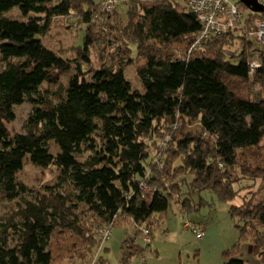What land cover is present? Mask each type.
<instances>
[{"label": "trees", "instance_id": "1", "mask_svg": "<svg viewBox=\"0 0 264 264\" xmlns=\"http://www.w3.org/2000/svg\"><path fill=\"white\" fill-rule=\"evenodd\" d=\"M121 2L123 12L116 4L105 16L102 0H0V195L20 200L0 221V264H86L106 228L133 224L140 233L143 226L150 237L170 200L194 209L180 199L183 185L229 202L234 182L245 178L253 187L264 179V43L254 51L245 38L264 14L248 15L242 27L181 60L173 50H185L200 31L187 0ZM14 8L21 21L6 15ZM55 18L84 32L71 60L42 43ZM105 26L118 28L108 40ZM253 58L260 66L249 76ZM129 65L143 92L125 78ZM54 74L68 76L65 86L44 88ZM24 103L32 106L26 132L13 133L14 107ZM190 119L200 134L182 133ZM26 164L56 183L24 196L18 176ZM141 184L152 192L150 204ZM229 213L239 219L238 241L224 264L245 263L244 242L264 264V196ZM142 251L128 237L118 264ZM103 262L97 255L94 264Z\"/></svg>", "mask_w": 264, "mask_h": 264}, {"label": "rangeland", "instance_id": "2", "mask_svg": "<svg viewBox=\"0 0 264 264\" xmlns=\"http://www.w3.org/2000/svg\"><path fill=\"white\" fill-rule=\"evenodd\" d=\"M95 1L99 2V0ZM115 11H124L121 0L117 3ZM244 14L247 17L252 13L246 9ZM6 15L18 21L22 20L20 11L17 8L7 12ZM119 16L124 20V15L119 14ZM105 29L104 36H107L108 40L113 36V31L118 28L112 26L110 29L105 26ZM83 36L84 32L77 31L74 25L65 18H55L47 35L41 37V40L46 48L60 54L57 52L58 50L61 52L63 59L71 60L75 56L73 47L82 44ZM245 38L251 42L254 51L262 49L263 43L258 41L254 35L250 34ZM183 50L174 49V57L176 58L177 55L175 51L182 52ZM257 54L258 52L254 53L255 56ZM134 56L135 51H133ZM253 59L256 60L257 58ZM231 61L234 64L237 63L235 58ZM93 64L95 67L98 65L95 58ZM71 65L73 66L74 63H71ZM134 68V65H129L126 68L125 78L131 83L133 89L136 88L143 92L142 85L134 73ZM67 77L65 74H54L48 83L43 84V87L50 90H55L58 87L62 88L66 84ZM31 112L32 106L29 103L15 106V119L8 124V128L13 133H25ZM200 132V125L195 119H190L182 129L183 134L198 135ZM258 149L261 153L258 156H264V138ZM18 180L29 190L24 195L26 197L36 195V190L46 184L56 183L53 174L44 173L31 164L25 165L18 176ZM188 181H190V177ZM251 183V180L245 178L234 182L233 187L237 194L229 202L219 201L208 190L190 194L186 185H183L180 199H190L194 209L185 212L177 199L170 200L167 213L163 216L159 225L152 230L149 246L145 244L141 234L133 224L113 227L111 236L98 251L100 258L104 260L103 264H118L122 253V243L128 237L139 249H143L141 254L132 257L129 264H224L228 261L224 252L230 250L238 241V232L235 225L239 222V219L230 215V207L232 205L240 206L244 200L247 201L253 196H255V199H261L264 196V179L255 181L253 187H249ZM63 187L66 191L69 190L68 185H63ZM151 199L152 192H144V200L147 204H150ZM19 201V199L9 201L0 195V221L5 222L12 217L13 209L16 208V203ZM185 223L194 225L197 229L203 231L204 237L197 239L192 230L184 226ZM240 250L245 264H260L259 259L252 253V246L249 242L242 243Z\"/></svg>", "mask_w": 264, "mask_h": 264}, {"label": "built area", "instance_id": "3", "mask_svg": "<svg viewBox=\"0 0 264 264\" xmlns=\"http://www.w3.org/2000/svg\"><path fill=\"white\" fill-rule=\"evenodd\" d=\"M256 1L264 8V0ZM117 2L118 0H102L101 13L105 16L111 15ZM241 6L243 5L238 0H187L186 9L196 17V20L200 24V31L185 50L182 52L175 51L177 54L176 58L187 60L201 47L202 42L242 27L246 17ZM255 14L263 15L264 11ZM253 35L258 41L264 43V19L256 24V29L253 32ZM259 66L257 59L249 60L247 65L249 76H252ZM140 189L144 192L149 191V187L146 184H141ZM184 226L190 228L197 239H202L204 237V232L197 229L194 225L185 223ZM139 231L144 242L146 244L151 243L148 230L145 227L140 226ZM110 236L111 231L106 228L100 235L99 250L102 244L106 242ZM97 255L86 264H94Z\"/></svg>", "mask_w": 264, "mask_h": 264}, {"label": "water", "instance_id": "4", "mask_svg": "<svg viewBox=\"0 0 264 264\" xmlns=\"http://www.w3.org/2000/svg\"><path fill=\"white\" fill-rule=\"evenodd\" d=\"M244 7L253 13H262L264 8L256 0H238Z\"/></svg>", "mask_w": 264, "mask_h": 264}, {"label": "crops", "instance_id": "5", "mask_svg": "<svg viewBox=\"0 0 264 264\" xmlns=\"http://www.w3.org/2000/svg\"><path fill=\"white\" fill-rule=\"evenodd\" d=\"M104 245V244H103ZM99 255V254H98ZM243 259V258H242ZM245 262V261H244ZM245 264V263H244Z\"/></svg>", "mask_w": 264, "mask_h": 264}]
</instances>
